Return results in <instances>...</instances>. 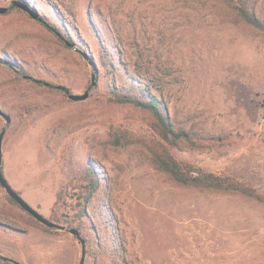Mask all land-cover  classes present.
I'll return each instance as SVG.
<instances>
[{
  "label": "rangeland",
  "instance_id": "1",
  "mask_svg": "<svg viewBox=\"0 0 264 264\" xmlns=\"http://www.w3.org/2000/svg\"><path fill=\"white\" fill-rule=\"evenodd\" d=\"M24 1L77 49L20 8L0 14V108L11 117L7 125L0 116L2 167L11 186L53 220L57 193H72L86 165L99 170L123 249L108 255L103 241L86 264H264V201L177 182L156 157L166 146L178 161L232 176L264 197V34L220 0ZM256 10L264 20V0ZM102 44L125 68L117 75L102 60ZM79 49L97 68L84 101L17 79L8 64L81 94L94 68ZM116 79L150 80L175 131L188 136L165 141L149 111L109 101ZM115 132L127 135L121 145L111 143ZM95 219L103 234V216ZM47 228L0 185L1 255L79 264L73 234Z\"/></svg>",
  "mask_w": 264,
  "mask_h": 264
},
{
  "label": "trees",
  "instance_id": "2",
  "mask_svg": "<svg viewBox=\"0 0 264 264\" xmlns=\"http://www.w3.org/2000/svg\"><path fill=\"white\" fill-rule=\"evenodd\" d=\"M220 1L227 7L229 12L237 21L252 26L264 34V20L260 17L256 10L259 0ZM8 12L9 11H7L6 14ZM44 19L46 22L40 21L44 26L50 30H52L51 27L57 30V28L51 24L49 20L45 17ZM57 31L60 32L59 30ZM68 36L69 39L67 40L74 42L70 35ZM101 50L103 53L102 60L111 74L117 75V70L120 73L125 69L123 66H120V61H115L114 57H116L115 55L117 54L105 49L104 44H102ZM117 50L118 49L116 48L115 51L117 52ZM11 67L17 74H19V78L17 77V79L27 82L32 81L24 77L25 75L30 74L22 66H19L17 62L13 63ZM152 87L153 86L151 85L150 80H148L145 84H135L134 82L127 81L121 85L117 83L116 79L110 88L111 96H109V101L117 104H131L149 111L155 119L157 126L160 128L162 137L165 141L173 143L177 138L187 137L188 134L186 132L175 131V128L169 119L166 104L161 98L154 94ZM48 88L52 90L56 89L57 91L63 93L64 96H67L64 91L57 89L54 85H50ZM126 137L127 135H125V133L115 132L112 134L111 143L114 145H121L122 140L126 139ZM156 157L161 167L177 182L194 187L210 188L222 191H236L246 196L264 201V197L254 188L232 176L217 174L207 171L202 167L178 161L174 158L166 146H162V149L156 153ZM98 171L99 170L96 167L86 165L81 172L80 181L78 184L73 186V188H71L73 192L69 193L67 189L60 190L57 193V200L53 208L54 222L67 226V231H69L70 228H76L81 237L84 238L86 246L84 264L89 263V258L92 255L91 253H93L96 248H104V244H101L103 241L106 245H108L109 242L111 244L109 245V248L111 249L107 251L108 255L120 256V252L123 249L122 246L119 247V245H117L115 240V237H117L115 233L118 231V228L117 226H114V215L110 213L109 207L102 202L103 193L105 191V180ZM8 198L11 202L17 204L9 195ZM90 208H92V210H90ZM97 214H99V216H103V223L105 225V231L103 234H101L98 223L95 219ZM45 227L47 228V226ZM85 230H88L91 234L90 236L92 237L85 236ZM73 237L79 241L81 245L82 256V244L77 236L73 235Z\"/></svg>",
  "mask_w": 264,
  "mask_h": 264
},
{
  "label": "water",
  "instance_id": "3",
  "mask_svg": "<svg viewBox=\"0 0 264 264\" xmlns=\"http://www.w3.org/2000/svg\"><path fill=\"white\" fill-rule=\"evenodd\" d=\"M12 7H17L20 8L24 11H26L30 16H32L33 18L41 21V22H46L44 17L41 16L38 11L36 9H34L28 2L24 1V0H12V5L11 6H1L0 5V14H5L7 11H9ZM51 29L53 31H55L57 33L58 36H60L61 38H64L62 36V34L60 32H58L56 29H54L53 27H51ZM65 43L74 49L76 48V45L74 42H70L67 39H64ZM80 53L90 62V64L93 66L94 68V73L92 75V83L90 84V86L81 94L79 93H73L70 88H68L67 86L64 85H54L57 89H60L62 91H64L66 93V95L68 96L69 99L73 100V101H84L86 100L89 96H90V91L91 89L96 85V63L94 62V60L91 59V57L83 52L82 50H79ZM1 61V60H0ZM10 66H12V64L8 63ZM26 79H30L32 81H35L37 83H41V84H45L47 86H53V84H51L48 81H45L43 79H39L36 78L32 75H25L24 76ZM0 116L3 117L6 122L7 125L10 123L11 121V117L9 114H7L5 111H3L0 108ZM6 132V128H4L1 133H0V185L1 187L4 188V190L6 191V193L22 208L24 209L28 214H30L31 216H33L37 221H39L40 223H42L43 225L49 227V228H55V229H61V230H66L68 227L62 224H59L57 222L52 221L50 218L45 217L44 215H42L38 210H36L35 208H33L23 197L21 194H19V192L17 190H15L11 184L9 183V181L7 180V178L5 177V174L3 172V138ZM69 232L75 236H77V238L80 240L81 244H82V256H81V260L79 264H84L85 261V256H86V246H85V240L84 238L81 237L79 231L76 228H70ZM0 258H2L4 261H10L14 264H23L13 258H10L8 256H4V255H0Z\"/></svg>",
  "mask_w": 264,
  "mask_h": 264
},
{
  "label": "flooded vegetation",
  "instance_id": "4",
  "mask_svg": "<svg viewBox=\"0 0 264 264\" xmlns=\"http://www.w3.org/2000/svg\"><path fill=\"white\" fill-rule=\"evenodd\" d=\"M10 262V261H9Z\"/></svg>",
  "mask_w": 264,
  "mask_h": 264
}]
</instances>
